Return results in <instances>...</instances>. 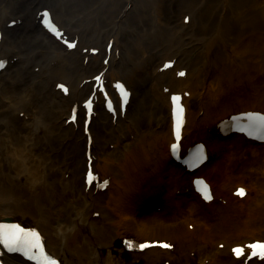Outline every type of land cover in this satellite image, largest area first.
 <instances>
[{"label":"bare ground","instance_id":"obj_1","mask_svg":"<svg viewBox=\"0 0 264 264\" xmlns=\"http://www.w3.org/2000/svg\"><path fill=\"white\" fill-rule=\"evenodd\" d=\"M42 6L79 38L74 50L45 29ZM0 30V58L9 62L0 71L1 215L37 223L64 264H264L230 251L233 242L264 238L262 195L250 187L243 198L231 195L245 178L264 190V143L213 134L232 110L264 109V0H0ZM94 45L100 53L83 52ZM108 54V74L132 89L129 107L122 114L98 105L90 122L83 114L69 121L76 101L95 91L89 79ZM169 55L184 75L160 70ZM58 81L71 85L68 93ZM173 96L187 106L183 143L204 139L208 147L193 173L168 150ZM89 134L94 167L111 179L105 189L84 182ZM200 173L214 184L211 202L191 186ZM128 232L135 241L167 237L175 249L126 255L119 237ZM7 262L32 264L17 255Z\"/></svg>","mask_w":264,"mask_h":264},{"label":"snow or ice","instance_id":"obj_2","mask_svg":"<svg viewBox=\"0 0 264 264\" xmlns=\"http://www.w3.org/2000/svg\"><path fill=\"white\" fill-rule=\"evenodd\" d=\"M44 18L46 23L49 25L51 24L50 20L48 19V13H44ZM50 30L56 31L54 26L50 27ZM74 45H69V47H73ZM3 64L0 63V67H2ZM179 75H184L183 72L179 73ZM99 79V78H97ZM61 87H63L61 85ZM119 90L122 93V99L124 102H127V97H128V92L125 90L123 85H118ZM65 92H67V89H64ZM181 98L179 96H173L172 97V102L174 105V115L176 119V133L179 135L180 127L183 122V107L180 104ZM92 182V173H89V183ZM107 182L105 181V184ZM202 184L201 191L204 194L205 199H211V196L209 195V190L208 186L204 184V182H200ZM240 196H243L245 194L243 189H240L237 193ZM0 243H3L6 247H8L10 250H24L26 252H32V256L30 258L34 257H39L42 256L44 257L43 260H37V264H57V262L53 259H51L50 256H48L45 251L43 244L41 242V238L39 233L37 232H29V233H23V230L14 228L11 230H2L0 231ZM131 247V245H129ZM160 247L163 248H170L171 245L168 243H162L159 245ZM141 249L149 247L147 244H142L139 246ZM247 247L252 249V256H257L259 255L261 258H264V243H255L248 245ZM33 250H35L33 252ZM259 250V251H257ZM233 253L237 256L240 257L241 255L244 254V249L237 247L233 249ZM251 258V257H249Z\"/></svg>","mask_w":264,"mask_h":264},{"label":"rangeland","instance_id":"obj_3","mask_svg":"<svg viewBox=\"0 0 264 264\" xmlns=\"http://www.w3.org/2000/svg\"><path fill=\"white\" fill-rule=\"evenodd\" d=\"M251 93V91L250 90H247V92L245 91L242 95H240V98H242L244 101H246L247 100V98H245V97H248L249 96V94ZM162 145V144H161ZM221 161H222V168H223V170H226V155L224 154V155H221ZM243 181V183L244 184H247L249 187H250V189H251V194H254V193H256V194H259L260 196L262 195V197H261V199L264 201V194H263V192H264V190H260V189H258L257 191L255 190V189H253V186L251 185V182H250V179H248V178H245V180H242ZM240 182V181H239ZM156 209H164V206H162L161 204L160 205H158L157 206V208Z\"/></svg>","mask_w":264,"mask_h":264},{"label":"water","instance_id":"obj_4","mask_svg":"<svg viewBox=\"0 0 264 264\" xmlns=\"http://www.w3.org/2000/svg\"><path fill=\"white\" fill-rule=\"evenodd\" d=\"M6 217H8V216H3V215H0V218H6Z\"/></svg>","mask_w":264,"mask_h":264}]
</instances>
